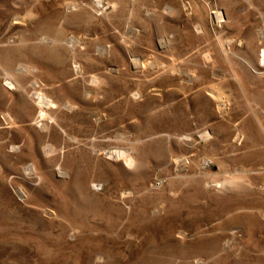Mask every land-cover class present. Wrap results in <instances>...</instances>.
I'll list each match as a JSON object with an SVG mask.
<instances>
[{"label":"rangeland","instance_id":"obj_1","mask_svg":"<svg viewBox=\"0 0 264 264\" xmlns=\"http://www.w3.org/2000/svg\"><path fill=\"white\" fill-rule=\"evenodd\" d=\"M0 264H264V0H0Z\"/></svg>","mask_w":264,"mask_h":264},{"label":"bare ground","instance_id":"obj_2","mask_svg":"<svg viewBox=\"0 0 264 264\" xmlns=\"http://www.w3.org/2000/svg\"><path fill=\"white\" fill-rule=\"evenodd\" d=\"M41 97V96H40ZM41 99V98H40Z\"/></svg>","mask_w":264,"mask_h":264}]
</instances>
